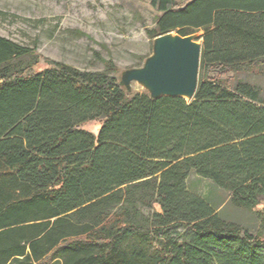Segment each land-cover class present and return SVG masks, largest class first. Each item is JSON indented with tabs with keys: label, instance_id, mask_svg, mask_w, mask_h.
<instances>
[{
	"label": "trees",
	"instance_id": "trees-1",
	"mask_svg": "<svg viewBox=\"0 0 264 264\" xmlns=\"http://www.w3.org/2000/svg\"><path fill=\"white\" fill-rule=\"evenodd\" d=\"M150 7L151 41L200 35L191 100L126 94L111 60L82 71L0 35V264H264V0ZM190 174L228 197L211 205Z\"/></svg>",
	"mask_w": 264,
	"mask_h": 264
},
{
	"label": "rangeland",
	"instance_id": "rangeland-1",
	"mask_svg": "<svg viewBox=\"0 0 264 264\" xmlns=\"http://www.w3.org/2000/svg\"><path fill=\"white\" fill-rule=\"evenodd\" d=\"M150 1L0 0V35L23 47L35 49L40 57L82 71L103 70L99 58L111 60L118 68L116 78L120 82L126 69L139 68L152 54V41L146 31L155 27L154 21L159 13L150 7ZM176 1L181 5L190 0ZM44 67L41 62L36 69ZM121 88L130 95L143 91L136 84L127 91ZM98 128L97 123L82 126L83 130L93 134ZM187 187L213 206L228 197L209 180L195 174L189 175ZM224 213L227 218L243 225L253 226L255 223L246 214L231 208L224 209ZM169 233L178 239L187 235L182 227Z\"/></svg>",
	"mask_w": 264,
	"mask_h": 264
},
{
	"label": "water",
	"instance_id": "water-1",
	"mask_svg": "<svg viewBox=\"0 0 264 264\" xmlns=\"http://www.w3.org/2000/svg\"><path fill=\"white\" fill-rule=\"evenodd\" d=\"M199 33L179 36L169 32L152 41V54L139 68H129L120 76L126 91L138 85L151 99L180 97L191 100L196 94L201 55Z\"/></svg>",
	"mask_w": 264,
	"mask_h": 264
}]
</instances>
